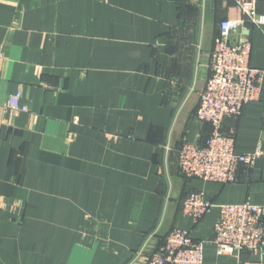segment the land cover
<instances>
[{
	"label": "crops",
	"instance_id": "obj_1",
	"mask_svg": "<svg viewBox=\"0 0 264 264\" xmlns=\"http://www.w3.org/2000/svg\"><path fill=\"white\" fill-rule=\"evenodd\" d=\"M242 19L235 0H0V264H145L176 227L204 264H238L212 242L219 208L195 223L181 204H264V156L224 184L183 176L178 152L212 131L195 112L214 38ZM232 36L264 71V31ZM263 99L264 75L224 122L238 153L264 149Z\"/></svg>",
	"mask_w": 264,
	"mask_h": 264
},
{
	"label": "built area",
	"instance_id": "obj_2",
	"mask_svg": "<svg viewBox=\"0 0 264 264\" xmlns=\"http://www.w3.org/2000/svg\"><path fill=\"white\" fill-rule=\"evenodd\" d=\"M244 14L240 21L224 20L214 38L209 77L195 112L196 119L208 123L212 131L205 143L185 141L178 152L180 173L187 178L232 183L237 181L241 164L252 166L264 149L250 153L236 151L235 136L223 130L224 122L237 118L244 107L258 100L264 71L250 64L252 45L249 40L233 39V34L247 24L264 31V15L258 12L257 0H235ZM12 110H28L20 105V93L7 102ZM262 120L264 124V99ZM214 206L219 214L214 223L212 242L220 255L239 257L238 264H264L263 259H243V252L264 255V204L250 201L215 205L203 190L189 192L181 204L182 212L195 223L201 221ZM203 241H197L189 229L174 228L163 244L148 257L145 264H204Z\"/></svg>",
	"mask_w": 264,
	"mask_h": 264
}]
</instances>
